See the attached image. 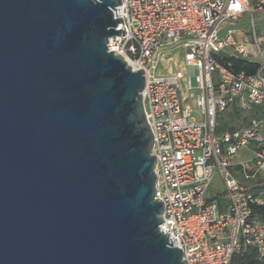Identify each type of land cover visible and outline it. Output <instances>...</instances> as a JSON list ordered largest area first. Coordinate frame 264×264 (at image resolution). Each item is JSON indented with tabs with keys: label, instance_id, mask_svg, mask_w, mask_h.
I'll return each mask as SVG.
<instances>
[{
	"label": "water",
	"instance_id": "95a60500",
	"mask_svg": "<svg viewBox=\"0 0 264 264\" xmlns=\"http://www.w3.org/2000/svg\"><path fill=\"white\" fill-rule=\"evenodd\" d=\"M121 3L0 0V264H185Z\"/></svg>",
	"mask_w": 264,
	"mask_h": 264
},
{
	"label": "built area",
	"instance_id": "2783aa9c",
	"mask_svg": "<svg viewBox=\"0 0 264 264\" xmlns=\"http://www.w3.org/2000/svg\"><path fill=\"white\" fill-rule=\"evenodd\" d=\"M121 2V35L110 37L108 48L133 71H145L156 199L165 205L161 231L177 240L185 264H233L249 248L264 259V220L254 213L264 206V189L252 191L237 176L242 170L264 185V116L218 133L225 113L264 107V41L251 0ZM255 5L264 10V0ZM250 13L248 33L239 24ZM232 58L256 71L235 72ZM241 150L252 158L239 161ZM216 177L223 189L210 196Z\"/></svg>",
	"mask_w": 264,
	"mask_h": 264
},
{
	"label": "trees",
	"instance_id": "16d2710c",
	"mask_svg": "<svg viewBox=\"0 0 264 264\" xmlns=\"http://www.w3.org/2000/svg\"><path fill=\"white\" fill-rule=\"evenodd\" d=\"M231 60L234 66L233 70L235 72L246 71L247 73L252 74L256 71L257 66L255 64H250V63H247L245 61L235 59V58H232ZM237 116L241 117L243 122L246 125H249L251 124L253 120L264 116V107L255 106L249 112L234 111V112L225 113L223 117L219 120L218 133H222L226 130H236V129L242 128L241 126H235L233 124L234 118H236ZM237 175H238V178L244 184H245L244 180H249V179H246L242 170H239V173ZM255 180L257 181L256 184H258L261 181L260 178H256ZM260 189H264V185L251 186L252 191L259 192ZM254 213L258 219L264 220V206H256L254 208ZM233 264H264V259L260 258L258 256V253L254 249L249 248L245 251H241L237 253L233 258Z\"/></svg>",
	"mask_w": 264,
	"mask_h": 264
},
{
	"label": "rangeland",
	"instance_id": "374dc122",
	"mask_svg": "<svg viewBox=\"0 0 264 264\" xmlns=\"http://www.w3.org/2000/svg\"><path fill=\"white\" fill-rule=\"evenodd\" d=\"M255 2L256 0H251L252 3V9L254 10V12H252L254 19H255V23H256V33L258 35V38L261 41H264V10L263 11H255ZM250 21H251V13L247 15L246 19H244V21H242L239 25L242 29H244L245 31H247L248 33L251 32V25H250ZM193 83H195V78H193ZM244 114V113H243ZM193 116L195 117V113H193ZM233 124L235 126H241V127H245L247 126L241 117L237 116L236 118H234ZM252 158V152L250 150H241L240 154L238 156V160L239 161H243L246 162L249 159ZM238 176V175H237ZM245 184L248 186H254L256 185V180L255 179H250V180H244ZM223 189V186L220 185L219 183V179L218 177L215 178L214 184H213V188H212V192L210 193V196H213L217 191H220Z\"/></svg>",
	"mask_w": 264,
	"mask_h": 264
},
{
	"label": "snow or ice",
	"instance_id": "6c2138e0",
	"mask_svg": "<svg viewBox=\"0 0 264 264\" xmlns=\"http://www.w3.org/2000/svg\"><path fill=\"white\" fill-rule=\"evenodd\" d=\"M237 7V9H238V6H236Z\"/></svg>",
	"mask_w": 264,
	"mask_h": 264
},
{
	"label": "crops",
	"instance_id": "0c3cea01",
	"mask_svg": "<svg viewBox=\"0 0 264 264\" xmlns=\"http://www.w3.org/2000/svg\"><path fill=\"white\" fill-rule=\"evenodd\" d=\"M263 11V10H262Z\"/></svg>",
	"mask_w": 264,
	"mask_h": 264
}]
</instances>
